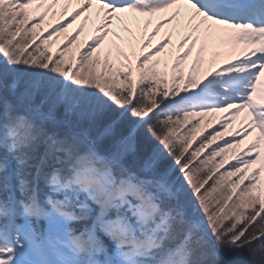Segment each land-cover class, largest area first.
I'll return each instance as SVG.
<instances>
[{
    "label": "snow or ice",
    "instance_id": "1",
    "mask_svg": "<svg viewBox=\"0 0 264 264\" xmlns=\"http://www.w3.org/2000/svg\"><path fill=\"white\" fill-rule=\"evenodd\" d=\"M262 174L264 0H0V264H264Z\"/></svg>",
    "mask_w": 264,
    "mask_h": 264
},
{
    "label": "rangeland",
    "instance_id": "2",
    "mask_svg": "<svg viewBox=\"0 0 264 264\" xmlns=\"http://www.w3.org/2000/svg\"><path fill=\"white\" fill-rule=\"evenodd\" d=\"M74 24H73V27L72 28H70L68 31H69V33L70 32H72L73 31V29H74ZM89 28V27H88ZM87 28V26L85 27V31L81 34V36L78 38V43H82L85 39H87V34H92V31H91V29L89 28L88 29ZM90 37V36H89ZM62 39V38H61ZM219 115H222V114H213V116H217L216 118H218V116ZM209 123H211L212 125H215L216 123L215 122H209ZM230 129V128H229Z\"/></svg>",
    "mask_w": 264,
    "mask_h": 264
}]
</instances>
